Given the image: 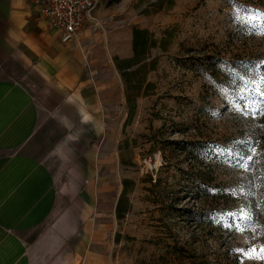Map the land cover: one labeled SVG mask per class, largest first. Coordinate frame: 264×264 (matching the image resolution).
Returning a JSON list of instances; mask_svg holds the SVG:
<instances>
[{
  "label": "rangeland",
  "instance_id": "rangeland-1",
  "mask_svg": "<svg viewBox=\"0 0 264 264\" xmlns=\"http://www.w3.org/2000/svg\"><path fill=\"white\" fill-rule=\"evenodd\" d=\"M97 6L156 41L109 73L106 264H264V0Z\"/></svg>",
  "mask_w": 264,
  "mask_h": 264
},
{
  "label": "crops",
  "instance_id": "crops-1",
  "mask_svg": "<svg viewBox=\"0 0 264 264\" xmlns=\"http://www.w3.org/2000/svg\"><path fill=\"white\" fill-rule=\"evenodd\" d=\"M109 12L64 43L39 4L0 0V264L107 262L109 73L134 56L133 26L108 29Z\"/></svg>",
  "mask_w": 264,
  "mask_h": 264
},
{
  "label": "built area",
  "instance_id": "built-area-1",
  "mask_svg": "<svg viewBox=\"0 0 264 264\" xmlns=\"http://www.w3.org/2000/svg\"><path fill=\"white\" fill-rule=\"evenodd\" d=\"M41 7L42 15L50 26L61 30V41L74 40L89 20H93V11L97 0H33Z\"/></svg>",
  "mask_w": 264,
  "mask_h": 264
},
{
  "label": "trees",
  "instance_id": "trees-1",
  "mask_svg": "<svg viewBox=\"0 0 264 264\" xmlns=\"http://www.w3.org/2000/svg\"><path fill=\"white\" fill-rule=\"evenodd\" d=\"M118 1V0H115ZM156 44V41L152 38L151 33L145 28L134 27L133 29V49L134 56L132 59L127 60L125 64L126 68L133 66L138 62L144 60L145 53L150 46Z\"/></svg>",
  "mask_w": 264,
  "mask_h": 264
},
{
  "label": "snow or ice",
  "instance_id": "snow-or-ice-1",
  "mask_svg": "<svg viewBox=\"0 0 264 264\" xmlns=\"http://www.w3.org/2000/svg\"><path fill=\"white\" fill-rule=\"evenodd\" d=\"M261 16H264V13H262ZM260 258H264V250H262V255Z\"/></svg>",
  "mask_w": 264,
  "mask_h": 264
}]
</instances>
